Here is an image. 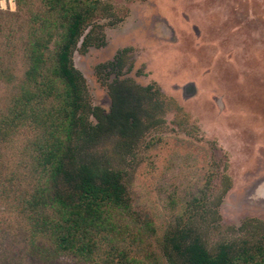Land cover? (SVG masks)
Here are the masks:
<instances>
[{"label":"trees","instance_id":"trees-1","mask_svg":"<svg viewBox=\"0 0 264 264\" xmlns=\"http://www.w3.org/2000/svg\"><path fill=\"white\" fill-rule=\"evenodd\" d=\"M99 1L14 0L16 12L0 10V204L12 215L5 235L21 243L11 255L1 238L0 264H53L67 254L87 264H264V242L249 241L264 234L259 219L229 227L232 239L208 243L211 229L220 227L221 197L213 205L194 198L192 212L156 245L152 223L133 218L115 162L165 123L169 98L153 83L124 78L108 86V112L89 101L73 53L104 43H95L97 27L88 22ZM129 50L109 62L118 73ZM114 138L112 150L102 152ZM224 185L225 193L227 175Z\"/></svg>","mask_w":264,"mask_h":264},{"label":"rangeland","instance_id":"rangeland-1","mask_svg":"<svg viewBox=\"0 0 264 264\" xmlns=\"http://www.w3.org/2000/svg\"><path fill=\"white\" fill-rule=\"evenodd\" d=\"M96 6L88 22L97 27L95 43H104L73 53L89 101L108 112V86L124 78L153 83L169 98L165 123L115 162L125 174L133 218L152 223L155 245L192 212L194 198L213 205L221 197L211 245L232 239L228 228L244 219L264 222V0H100ZM0 10L16 12L14 0H0ZM125 48L118 73L109 62ZM15 68L19 75L24 69L19 57ZM4 93L0 87V102ZM114 142L100 150L111 151ZM226 175L231 186L224 193ZM11 216L0 204V240L14 255L21 243L4 232ZM249 241L264 242V234ZM53 264L87 263L67 254Z\"/></svg>","mask_w":264,"mask_h":264}]
</instances>
